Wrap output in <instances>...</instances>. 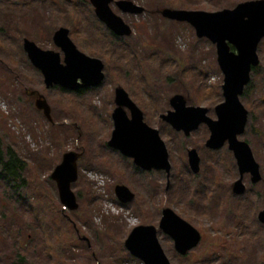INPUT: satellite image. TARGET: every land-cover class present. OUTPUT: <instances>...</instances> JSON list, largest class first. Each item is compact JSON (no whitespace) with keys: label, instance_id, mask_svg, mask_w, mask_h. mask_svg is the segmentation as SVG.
I'll list each match as a JSON object with an SVG mask.
<instances>
[{"label":"rangeland","instance_id":"obj_1","mask_svg":"<svg viewBox=\"0 0 264 264\" xmlns=\"http://www.w3.org/2000/svg\"><path fill=\"white\" fill-rule=\"evenodd\" d=\"M128 1L145 12L125 14L111 4L132 29L131 36L118 37L98 20L90 0H0V134L26 164V183L16 194L9 187L15 197L0 193V264H12L19 254L26 257L24 264H144L125 246L138 226L157 228L171 264H264V225L258 220L264 210V40L258 47L260 65L240 97L249 120L239 139L249 144L262 175L256 185L245 175L244 196L232 192L240 176L227 144L210 150L205 146L210 136L206 125L185 136L160 118L172 109L175 95L184 96L189 106L207 108L214 120L215 107L224 101L216 47L199 39L189 24L167 20L161 12H217L254 0ZM62 27L80 52L103 62L105 80L99 87L82 92L48 89L29 61L25 39L42 50L59 52L63 61L53 41ZM118 87L143 111L144 122L159 130L168 150L169 176L143 171L133 159L108 147ZM38 99L50 108L49 117L37 108ZM192 149L201 159L197 174L188 162ZM68 152L79 155V177L72 185L76 211L64 208L51 178ZM117 185L134 192V201L122 204L115 195ZM37 186L45 188L44 209L59 208L61 215L54 211L50 217L46 210L38 221L29 211L23 200L36 202ZM166 208L202 235L186 256L176 252L174 241L159 228Z\"/></svg>","mask_w":264,"mask_h":264},{"label":"water","instance_id":"obj_2","mask_svg":"<svg viewBox=\"0 0 264 264\" xmlns=\"http://www.w3.org/2000/svg\"><path fill=\"white\" fill-rule=\"evenodd\" d=\"M90 3L98 20L118 37L131 36L132 29L112 11L111 4L114 3L125 14L141 15L145 12L144 7L128 0H90ZM161 15L173 22L189 24L199 39H207L216 47L217 63L224 75V101L215 107L217 119L214 120L208 116L207 108L189 106L184 96L175 95L170 99L172 109L160 118L185 136L206 125L210 136L205 146L210 150L222 149L227 144L234 154L240 176L233 184L232 192L236 196H243L247 192L245 175L250 176L254 185L262 181L260 165L249 144L239 137L245 133L249 120V112L240 97L251 82L253 70L260 65L258 47L264 40V0L246 1L232 9L217 12L166 8ZM69 34L70 31L62 27L53 36L54 44L64 54L63 61L59 52L42 50L29 39L23 41V49L32 65L44 76L48 89L59 86L78 92L99 87L105 80L103 62L80 52ZM115 105L112 113L114 129L108 147L133 159L134 164L143 171H164L169 176L171 164L168 150L159 130L144 122L143 111L121 87L115 90ZM36 106L49 117L50 108L45 101L38 99ZM78 159L77 153L64 154L51 175L57 184L61 204L70 211H76L79 207L72 191V185L79 177ZM188 162L193 173L200 172L201 159L197 150L188 151ZM115 195L122 204H129L136 197L125 185H117ZM258 220L264 225V210L259 212ZM159 228L174 241L175 250L181 256L196 249L202 240L200 232L170 208L162 211ZM125 246L131 255L144 264H171L154 226L136 227L128 236Z\"/></svg>","mask_w":264,"mask_h":264},{"label":"trees","instance_id":"obj_3","mask_svg":"<svg viewBox=\"0 0 264 264\" xmlns=\"http://www.w3.org/2000/svg\"><path fill=\"white\" fill-rule=\"evenodd\" d=\"M233 50V48H231ZM255 70V69H254ZM253 70V71H254ZM84 91V90H82ZM79 91V92H82ZM33 96V94H32ZM25 162L19 157V154L16 150H14L11 146H8L5 144L3 137L0 134V193L5 194L6 198H13L15 195H13V189L15 191V194L17 190L26 183V180L22 178V174L25 170ZM9 187H12V190L9 189ZM42 187V186H41ZM40 186H37L34 188V190L39 194L38 199L36 202H29L26 200L25 203H27L29 211L34 213L35 218L38 221H41V215H44V212L46 213V210L48 213H50V217L54 216V211H57L58 215H61V211L59 208L53 207V211L51 208L44 209L46 206L44 205V197L45 193L44 187H42V191ZM19 198H23V196H19ZM19 200L17 199V202ZM43 204L42 212H40L41 207L40 204ZM44 209V210H43ZM31 224L28 223V227H30ZM60 245V243H59ZM61 246V245H60ZM53 247V246H52ZM26 262L25 256H20V254L17 256V260L13 261L12 264H24Z\"/></svg>","mask_w":264,"mask_h":264}]
</instances>
